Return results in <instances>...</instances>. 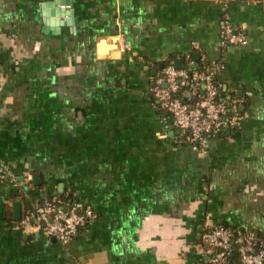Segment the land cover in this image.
<instances>
[{
  "label": "crops",
  "instance_id": "obj_1",
  "mask_svg": "<svg viewBox=\"0 0 264 264\" xmlns=\"http://www.w3.org/2000/svg\"><path fill=\"white\" fill-rule=\"evenodd\" d=\"M64 1L0 0V264H208L205 223L264 243V0ZM175 60L237 101L202 148L150 94ZM45 200L96 218L62 244L20 225Z\"/></svg>",
  "mask_w": 264,
  "mask_h": 264
},
{
  "label": "built area",
  "instance_id": "obj_2",
  "mask_svg": "<svg viewBox=\"0 0 264 264\" xmlns=\"http://www.w3.org/2000/svg\"><path fill=\"white\" fill-rule=\"evenodd\" d=\"M62 10L71 5L60 3ZM246 37L227 22L220 26L221 47L243 45ZM218 65L206 69L177 67L167 61L160 74L154 77L150 94L159 107L166 111L179 132L180 141L202 148L209 135L237 126L239 114L235 99H224L218 94L213 79ZM0 179L14 183V177L0 167ZM30 174L24 172L23 183ZM21 183V182H20ZM96 218L88 206L62 207L49 200L27 208L20 220L22 227L32 226L62 244L68 243L80 228ZM201 256L208 264H264V243L256 232L245 227L232 228L205 223L200 231Z\"/></svg>",
  "mask_w": 264,
  "mask_h": 264
},
{
  "label": "water",
  "instance_id": "obj_3",
  "mask_svg": "<svg viewBox=\"0 0 264 264\" xmlns=\"http://www.w3.org/2000/svg\"><path fill=\"white\" fill-rule=\"evenodd\" d=\"M61 3H66V4H68V5H71V6H72V2H71V1H69V0H67V1H64V2H61ZM69 15H70V14H69ZM72 17H73V16H72ZM72 17H71V18H69V20H68V21H69V23H73V22H74V19H73ZM65 23H66V22H65ZM67 23H68V22H67ZM178 62H179L178 60H175V61H174V64H175V66H177V67L179 66V65H178ZM35 178H36V177H35ZM35 178H33V177H32V180L34 181V180H35Z\"/></svg>",
  "mask_w": 264,
  "mask_h": 264
}]
</instances>
